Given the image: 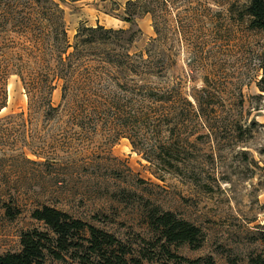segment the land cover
Segmentation results:
<instances>
[{"label": "rangeland", "instance_id": "obj_1", "mask_svg": "<svg viewBox=\"0 0 264 264\" xmlns=\"http://www.w3.org/2000/svg\"><path fill=\"white\" fill-rule=\"evenodd\" d=\"M137 1L60 3L71 45L82 26L126 31L114 37L134 70L124 79L100 74L102 50L85 52L99 76L85 109L43 115L29 109L20 78L8 79L0 254L19 252L23 233L45 230L31 215L49 206L113 234L135 254H155L143 264L209 257L249 264L264 256V32L249 27V0ZM130 16L132 24L124 21ZM147 70L156 76H143ZM56 84L54 107L62 103V81ZM146 86L160 96L171 91L170 101L149 110L152 123H145ZM154 206L204 235L199 249L168 246L181 263L149 245L157 239L146 220ZM46 264L78 263L48 257Z\"/></svg>", "mask_w": 264, "mask_h": 264}, {"label": "trees", "instance_id": "obj_2", "mask_svg": "<svg viewBox=\"0 0 264 264\" xmlns=\"http://www.w3.org/2000/svg\"><path fill=\"white\" fill-rule=\"evenodd\" d=\"M59 1L0 0V111L7 104V82L11 76L20 78L28 96L29 109L38 107L43 115L53 116L61 110L74 112L88 107L92 97L87 90L99 77L96 76L93 60L85 55L88 50H102L100 53L105 57L100 63V74L111 71L119 79H124L127 73L134 72L133 66L126 61L130 56L125 52V46L121 41L114 40L115 36L120 38L126 31L108 30L100 25L82 26L71 45L61 4L83 0ZM135 4L129 1L127 7ZM245 14L251 29L264 32V0H249ZM124 21L132 24L134 19L130 16ZM142 75L156 76L148 70ZM60 80L62 103L54 107L52 95ZM170 93L164 92L161 97L160 91L153 86L145 87V123L153 122L149 110L158 101H170ZM7 216L14 219L16 214L8 208ZM31 217L42 223L45 230L33 229L23 233L21 250L0 254V264H46L48 257L56 261H64L68 257L78 264H143L144 261L155 260V254L150 250L135 254L131 247L113 234L56 208L43 206L35 209ZM146 220L157 238L149 244L150 247L159 246L177 263H181L182 258L172 254L168 246L187 244L199 249L203 244L201 229L178 218L173 212L154 206L148 211ZM262 237L264 241V234ZM183 261L185 264H201L200 260ZM205 264L215 263L209 257L205 259ZM249 264H264V256L251 257Z\"/></svg>", "mask_w": 264, "mask_h": 264}]
</instances>
